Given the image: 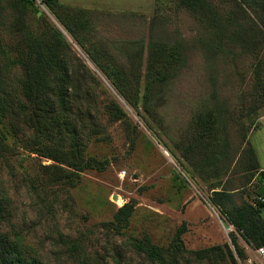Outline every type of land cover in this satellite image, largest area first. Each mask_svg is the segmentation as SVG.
<instances>
[{"label": "rangeland", "instance_id": "obj_1", "mask_svg": "<svg viewBox=\"0 0 264 264\" xmlns=\"http://www.w3.org/2000/svg\"><path fill=\"white\" fill-rule=\"evenodd\" d=\"M60 1L85 10L94 28L92 39L99 36L112 44L114 53L124 52L122 59L127 64L132 61V43L144 39L147 44L151 33L158 38L182 42L188 63L170 84L166 100L159 109L163 119L157 122L143 110L138 115L101 75L103 87L89 79L92 98L83 107L90 112L85 117L88 125L86 153L103 161L106 169L84 171L75 187L53 186L41 203L23 182L19 155L18 158L10 156L12 159L8 160L0 157V193L4 190L10 200L5 205L4 218H0V235L9 234L12 243L20 235L25 255L39 264H84L81 254L94 260L92 264H150L146 256L135 249L134 243L143 241L148 235L158 244L167 246L185 224L183 239L190 264H237L226 252L227 244L234 249L231 233L236 230L213 204L212 187L223 182L236 194H257V182L250 184L246 177L249 172H242L247 158L237 154L229 174L221 175V179L214 174L204 179L192 172L176 142L189 133L188 128L199 110L215 105L210 99L214 88L218 87L221 97L230 104L232 113L227 123L232 142L238 146L245 129L248 140L255 145L259 163L264 164V125L260 122L264 108L256 115L240 117V77L251 84L256 55L238 57L235 68L232 55L214 54L208 44L212 35L195 15L178 5V0ZM217 1L223 10L232 7L230 1ZM0 13V79L7 91H14L20 71L4 65L8 59L6 52H10L11 32L27 28L38 33L49 23L67 32L41 0H33L26 14L16 0H0ZM13 37V42L20 40L16 33ZM67 38L69 63L76 64L80 59L89 63L82 48L69 34ZM1 47H5L6 52ZM259 49L262 50L259 57L264 60V38H261ZM237 50L240 48L235 46V52ZM112 97L128 111L125 119L111 120L106 105ZM93 129L103 132L92 135ZM10 144L14 146L12 151L26 153L18 145ZM33 156L35 162H51ZM11 167L14 172H10ZM123 171L126 174H122ZM215 187L219 189L221 185ZM115 192L123 195L126 203L134 199L135 204L130 223L120 232L106 226L113 222L120 207L112 198ZM238 239L245 244L240 235ZM75 240L82 243L83 251L71 250L70 243ZM216 245H220V249L212 251L210 256L203 253L202 257H197L196 251ZM247 251L249 254L251 250Z\"/></svg>", "mask_w": 264, "mask_h": 264}, {"label": "trees", "instance_id": "obj_2", "mask_svg": "<svg viewBox=\"0 0 264 264\" xmlns=\"http://www.w3.org/2000/svg\"><path fill=\"white\" fill-rule=\"evenodd\" d=\"M32 1L16 0V3L26 14ZM41 1L67 33L53 23L38 33L27 28L18 29L19 32L14 29L10 52L1 47L8 57L4 65L10 69L18 68L20 72L14 91H7L0 79V157L8 160L19 155L23 182L42 203L51 187H75L84 171L106 169L103 161L86 153L88 125L85 117L90 112L83 107L92 98L90 78L103 87L101 75L138 115L143 110L157 122L163 119L159 109L166 100L169 86L181 74L188 58L182 42L158 38L151 33L147 44L144 39L132 43V61L127 64L122 59L124 52L114 46L118 51L114 53L112 44L99 36L92 39L94 28L85 10L67 6L60 0ZM226 1H230L232 7L225 10L217 0H178V5L189 10L208 29L212 35L208 44L214 54L232 55L231 62L235 68L238 57L256 55L251 84H246L245 77H240V117H250L264 108V60L259 57L261 38H264V0ZM13 33L20 37L18 42H13ZM68 34L85 52L89 63L81 59L76 64L69 63ZM235 46L240 50L235 52ZM221 96L218 87L214 88L210 101H214L215 105L205 107L194 115L189 133L176 142V147L192 172L204 179L212 174L220 179L221 175L229 174L237 154H244L247 158L242 172H249L247 182H257V194H236L230 185H223V182L212 187L213 204L236 230L231 233L234 249L227 244L226 252L231 261L239 264L238 258L245 260L249 255L246 245L240 243L239 235L252 248L264 246V200L261 199L264 198V171H260L256 150L245 129L241 133V143L235 146L232 142L227 123L232 112L227 99ZM106 111L112 121L123 120L129 114L115 97L109 100ZM102 132L101 129H93L90 134L99 135ZM8 141L26 153L12 151L14 146ZM33 154L51 162H35ZM9 170L14 172L12 167ZM220 185L221 188L216 189L215 186ZM9 202L3 190L0 193V218H4L5 205ZM134 210V199H131L117 208L113 222L106 223V226L120 232L130 223ZM185 232L186 225L183 224L167 246L158 244L148 235L143 241L137 240L134 246L150 264H190L183 239ZM70 246L75 252L84 250L78 240L72 241ZM218 249L220 245L196 251V254L199 258L203 253L210 256ZM27 257L21 247L20 235H17L15 243L11 242L9 234L0 235V264H39ZM73 257L76 258L75 255ZM81 257L84 264L94 261L84 254Z\"/></svg>", "mask_w": 264, "mask_h": 264}, {"label": "built area", "instance_id": "obj_3", "mask_svg": "<svg viewBox=\"0 0 264 264\" xmlns=\"http://www.w3.org/2000/svg\"><path fill=\"white\" fill-rule=\"evenodd\" d=\"M122 174H126V171H123ZM264 200V198H261ZM251 250L248 257L244 260L239 259L240 264H264V246L249 248Z\"/></svg>", "mask_w": 264, "mask_h": 264}, {"label": "bare ground", "instance_id": "obj_4", "mask_svg": "<svg viewBox=\"0 0 264 264\" xmlns=\"http://www.w3.org/2000/svg\"><path fill=\"white\" fill-rule=\"evenodd\" d=\"M112 198L120 206H122V205H124V203H126V198L117 192L113 193Z\"/></svg>", "mask_w": 264, "mask_h": 264}, {"label": "crops", "instance_id": "obj_5", "mask_svg": "<svg viewBox=\"0 0 264 264\" xmlns=\"http://www.w3.org/2000/svg\"><path fill=\"white\" fill-rule=\"evenodd\" d=\"M70 1V0H69ZM103 0H94L93 2L94 3H101ZM104 2V1H103ZM260 122H261V125H264V116H262L261 117V120H260ZM250 139H251V135H250ZM254 145V144H253ZM255 146V145H254ZM256 150V149H255ZM260 171H264V164H262V163H260ZM257 176H258V174H257ZM255 178H257V177H255ZM244 245H246V247H247V249H249L250 248V246L245 242V244ZM250 252L251 251H249V254H250Z\"/></svg>", "mask_w": 264, "mask_h": 264}, {"label": "water", "instance_id": "obj_6", "mask_svg": "<svg viewBox=\"0 0 264 264\" xmlns=\"http://www.w3.org/2000/svg\"><path fill=\"white\" fill-rule=\"evenodd\" d=\"M165 153L168 155L167 151L165 150ZM125 204V203H124Z\"/></svg>", "mask_w": 264, "mask_h": 264}]
</instances>
